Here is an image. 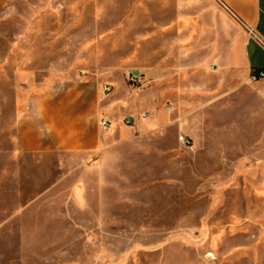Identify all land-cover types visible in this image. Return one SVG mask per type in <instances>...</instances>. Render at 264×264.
<instances>
[{
	"label": "rangeland",
	"instance_id": "1",
	"mask_svg": "<svg viewBox=\"0 0 264 264\" xmlns=\"http://www.w3.org/2000/svg\"><path fill=\"white\" fill-rule=\"evenodd\" d=\"M213 16L223 52L206 30L171 71L177 33ZM231 16L218 0H0V264H264V77L230 66L246 34ZM180 81L183 120L153 122ZM79 83L109 106L98 127L115 113L99 152L28 149L38 99Z\"/></svg>",
	"mask_w": 264,
	"mask_h": 264
},
{
	"label": "crops",
	"instance_id": "2",
	"mask_svg": "<svg viewBox=\"0 0 264 264\" xmlns=\"http://www.w3.org/2000/svg\"><path fill=\"white\" fill-rule=\"evenodd\" d=\"M221 1L225 5L218 0L220 7L225 6L232 15L229 21L237 27V19L240 20L247 34L243 35L242 40H239L237 35L235 37L230 35L232 36L230 37V44L225 50V52H230V66L240 67L243 77L246 78L255 69H264V0ZM189 21L190 19L186 16H181L176 22L172 23L171 27L177 25L184 28ZM248 28H251L256 36H251ZM206 30L213 32V43L209 45L210 49L207 51L211 52L209 56L216 58L223 52L220 41L216 42V36L221 33V17L213 16L208 20L201 18L198 22V29H193L188 33H177L173 47L167 51L169 52L167 62L171 61V64L167 67L171 68V71L175 67H180V70L183 71L185 69V58L199 56L200 52H206L204 43ZM196 36L198 46L190 48L189 44ZM200 43H202L203 47H199ZM262 84L264 92V80ZM78 85L76 89L71 91L72 95L68 98L43 97L38 99L36 141L33 138L29 143L28 149L39 152H70L85 157H93L99 152L101 147L99 144L103 143V138L109 137L114 122L112 121V126L108 130H104L101 127V119L99 120V127L96 122L103 111H108L109 106L107 108L104 107L105 99L102 98L101 92H99V100H90L85 96V89L88 84L79 83ZM176 88L178 89V94L172 96V109L159 113L156 108L153 122L160 121L162 117L168 118L170 114L169 119H173L174 115L172 113L182 110L183 105L186 104L184 97H182L184 91L183 81L178 82ZM125 102L126 99L124 98L116 99L111 102V106L123 109ZM179 113L180 115L178 116L183 120L184 113L182 114L181 111ZM114 115V112L109 115L111 120ZM182 122L181 126L183 127ZM188 133H190V130Z\"/></svg>",
	"mask_w": 264,
	"mask_h": 264
},
{
	"label": "built area",
	"instance_id": "3",
	"mask_svg": "<svg viewBox=\"0 0 264 264\" xmlns=\"http://www.w3.org/2000/svg\"><path fill=\"white\" fill-rule=\"evenodd\" d=\"M248 32L251 36H256L255 32L251 28H248ZM263 77H264L263 71H260L259 74H257L256 72L251 73V78L253 80H258ZM127 78H128V81L131 82L132 84H139L141 82V76L139 74L133 73V74L128 75ZM113 87L114 86L112 84L106 83L103 85V92L109 93L113 90ZM124 122L130 125L133 123V119L131 117H128V118H125ZM100 125L104 130H108L112 126V121L107 117H103L101 118ZM179 140L185 145H190L192 143L191 139L185 134H181L179 136Z\"/></svg>",
	"mask_w": 264,
	"mask_h": 264
},
{
	"label": "trees",
	"instance_id": "4",
	"mask_svg": "<svg viewBox=\"0 0 264 264\" xmlns=\"http://www.w3.org/2000/svg\"><path fill=\"white\" fill-rule=\"evenodd\" d=\"M260 71L264 72V69H255L253 72H256L257 74H259Z\"/></svg>",
	"mask_w": 264,
	"mask_h": 264
},
{
	"label": "water",
	"instance_id": "5",
	"mask_svg": "<svg viewBox=\"0 0 264 264\" xmlns=\"http://www.w3.org/2000/svg\"><path fill=\"white\" fill-rule=\"evenodd\" d=\"M223 5H225L221 0H219Z\"/></svg>",
	"mask_w": 264,
	"mask_h": 264
},
{
	"label": "bare ground",
	"instance_id": "6",
	"mask_svg": "<svg viewBox=\"0 0 264 264\" xmlns=\"http://www.w3.org/2000/svg\"><path fill=\"white\" fill-rule=\"evenodd\" d=\"M186 106V105H185Z\"/></svg>",
	"mask_w": 264,
	"mask_h": 264
}]
</instances>
